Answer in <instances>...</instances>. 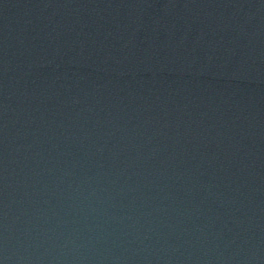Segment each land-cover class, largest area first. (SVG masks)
<instances>
[{"label": "water", "instance_id": "1", "mask_svg": "<svg viewBox=\"0 0 264 264\" xmlns=\"http://www.w3.org/2000/svg\"><path fill=\"white\" fill-rule=\"evenodd\" d=\"M3 264H264V0H0Z\"/></svg>", "mask_w": 264, "mask_h": 264}, {"label": "snow or ice", "instance_id": "2", "mask_svg": "<svg viewBox=\"0 0 264 264\" xmlns=\"http://www.w3.org/2000/svg\"><path fill=\"white\" fill-rule=\"evenodd\" d=\"M0 264H3V262H2V261H0Z\"/></svg>", "mask_w": 264, "mask_h": 264}]
</instances>
